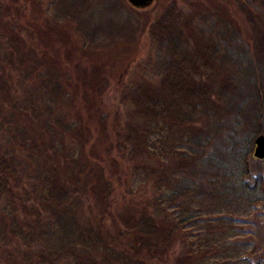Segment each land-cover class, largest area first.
I'll return each instance as SVG.
<instances>
[{
  "label": "trees",
  "instance_id": "trees-1",
  "mask_svg": "<svg viewBox=\"0 0 264 264\" xmlns=\"http://www.w3.org/2000/svg\"><path fill=\"white\" fill-rule=\"evenodd\" d=\"M95 1L98 11L104 0ZM52 2L57 15L76 24L85 40L122 30L111 17L105 23L112 28L103 22L94 26L84 0ZM110 2L106 6L116 11V1ZM234 2L250 34L227 8L212 20L225 44L221 48L209 41L200 49L201 58L184 45L181 29L173 24L175 5L147 22L151 40L164 52L156 55V67L164 74L159 90L127 91L140 117L136 150L143 153L148 169L143 171L151 181V192L141 202L117 208L113 175L96 161L93 166L60 161L54 142L43 147L30 143L29 154L38 159H32L33 172L24 179L17 172L20 163L0 151V207L6 218L0 240L11 238L24 246L18 264H31L33 245L34 264H264V158L253 156L254 138L264 134V14L253 0ZM57 15V26L49 32L69 39ZM18 31L0 40L2 47L13 45L8 54L0 48V91L21 112L23 104L17 103L27 98H12L6 79L10 49L20 41ZM229 53L237 59L232 76L223 74L211 57L228 58ZM24 61L21 52L14 69L23 68ZM208 64L218 70L215 86L209 74H202L201 65ZM47 83L53 86L49 91L60 87L56 79H44L42 85ZM217 105L223 121L216 116ZM228 111L231 121L225 119ZM51 122L47 118L48 126ZM218 139L228 144L223 151ZM84 194H90L95 212L84 213Z\"/></svg>",
  "mask_w": 264,
  "mask_h": 264
},
{
  "label": "rangeland",
  "instance_id": "rangeland-1",
  "mask_svg": "<svg viewBox=\"0 0 264 264\" xmlns=\"http://www.w3.org/2000/svg\"><path fill=\"white\" fill-rule=\"evenodd\" d=\"M0 1V40L8 38L16 29L20 37L18 48L10 49L12 53L6 63L10 96L27 98L26 103L16 102L23 104V110L19 112L0 91V151H7L20 163L17 172L22 179L29 177V171L33 172L30 170L32 159L35 156L38 159L37 154H29L31 142L42 147L47 142L50 145L56 143L62 162L70 159L93 166L96 161L117 182L114 192L119 203L117 208L134 201L141 202L142 197L151 192V181L144 173L148 170L146 161L142 158L143 153L136 150L134 140L140 117L133 112L132 97L127 94L130 88L159 90L162 86L160 78L164 71L156 67V55L164 52L151 40L148 20H154L169 5H175L173 24L181 29L184 45L200 58V49L209 41L218 42L221 48L225 44L212 20L220 13L226 14L227 8L229 15L238 16L245 34L251 31L237 13L234 0H153L147 7H135L128 0H114L116 11L106 6L111 0L99 1L103 6L100 4L98 11L95 0H84L91 7V13L86 10L91 14L94 26L103 22L104 27L112 28V24L105 23L110 17L123 25L116 35L104 31L106 34L100 32L91 41L85 40L82 32L76 30V24L64 22L65 19L57 15L53 0ZM253 1L254 8L264 14V0ZM54 15L69 31V39L62 35L59 39L57 31L49 32L51 27L57 26ZM10 44L2 47L0 42L5 54L13 47ZM21 52L25 57L24 67L14 69ZM232 55L229 53V57L223 59L213 54L211 57L223 74L232 76V67L237 62ZM33 65L36 68L31 72ZM201 68L202 74H209L215 86L219 79L216 67L208 64ZM48 78L60 81L55 92L48 90L53 87L48 83L46 87L42 85ZM48 107L51 115H47ZM215 111L218 119L223 121L218 105ZM226 114L225 119L231 121L232 113ZM47 118L52 121L50 126L46 124ZM200 121L195 120L196 123ZM68 122L74 123L72 128L64 127ZM220 140L217 146L223 151L228 144ZM86 196L84 213L90 214L96 207L90 194L83 197ZM2 211L0 207V225L6 220ZM24 249V246L18 247L14 239L0 240V264L22 263ZM175 249H178L177 243ZM30 256L29 263L34 264L37 257L34 245L30 248Z\"/></svg>",
  "mask_w": 264,
  "mask_h": 264
},
{
  "label": "water",
  "instance_id": "water-1",
  "mask_svg": "<svg viewBox=\"0 0 264 264\" xmlns=\"http://www.w3.org/2000/svg\"><path fill=\"white\" fill-rule=\"evenodd\" d=\"M153 0H128L135 7H147ZM253 156L258 159L264 158V134L260 133L254 138Z\"/></svg>",
  "mask_w": 264,
  "mask_h": 264
}]
</instances>
